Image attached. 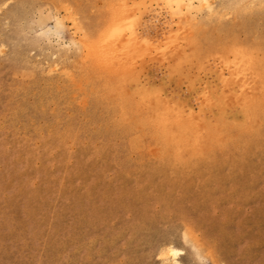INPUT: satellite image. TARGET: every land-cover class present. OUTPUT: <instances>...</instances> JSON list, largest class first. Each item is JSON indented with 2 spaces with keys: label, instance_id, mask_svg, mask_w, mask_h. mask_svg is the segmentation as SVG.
I'll use <instances>...</instances> for the list:
<instances>
[{
  "label": "rangeland",
  "instance_id": "1",
  "mask_svg": "<svg viewBox=\"0 0 264 264\" xmlns=\"http://www.w3.org/2000/svg\"><path fill=\"white\" fill-rule=\"evenodd\" d=\"M208 1L0 0V264H264V0Z\"/></svg>",
  "mask_w": 264,
  "mask_h": 264
},
{
  "label": "bare ground",
  "instance_id": "2",
  "mask_svg": "<svg viewBox=\"0 0 264 264\" xmlns=\"http://www.w3.org/2000/svg\"><path fill=\"white\" fill-rule=\"evenodd\" d=\"M176 1H178L179 3L181 2V4H182V2H183V4H184V0H176ZM193 1H194V0H187V4H186V2H185V5H187V8H188V9H192V8H193V7H192V5H193V3H194ZM172 2H173V0H172ZM201 2H204V4H206V5H205L206 7H213V6L210 4L211 2H209L208 0H201ZM183 6H184V5H183ZM203 8H204V7H203ZM206 9H207V8H206ZM243 12H244V11H243ZM114 13H115V12H114ZM121 14H122V13H121ZM114 15H115V14H114ZM117 18H118V17H117ZM119 18H121V17H119ZM126 19H127V20H126ZM124 20H126V21L128 22V25H127V22L124 21ZM124 20H123V19H122L121 21L119 20L120 22L116 21V22H118V24H117L115 27L113 26L114 29H113V28H112V29L110 28V31H112L114 35L109 36L110 34H112V32L110 33V31L108 30L107 32H109V33H108V35L106 36V39H107L108 36H109L108 39L110 40V39H112L113 37H115V38H117V37L120 38V37L123 35V33H124L123 30L125 29V27H126V29H127V28H129V26L132 25V24L130 23V21L128 20L127 17H126ZM129 24H130V25H129ZM109 27H110V26H109ZM122 32H123V33H122ZM106 34H107V33H106ZM118 38H117V39H118ZM106 39H104L103 42L106 41V43H107V40H108V39H107V40H106ZM88 40H89V39H88ZM109 40H108V42H110V43H112V44H113V41L115 42V39H114V38H113L112 41H109ZM106 43H105V45H107ZM108 44H109V43H108ZM112 44H111V46H112V47H115V46H113L114 44H113V45H112ZM96 45H97V44H96ZM105 45H103V46H105ZM101 46H102V45H101ZM107 47H108V45H107ZM95 48H96V47H95ZM104 48H105V47H104ZM111 49H112V48L110 47V49L108 50V51H109L108 56H109L110 53H111V52H110ZM101 50H102V49H101ZM99 51H100V50H99ZM99 51H98V52H99ZM103 51H104V52H103ZM112 51H113V52H112V54H113L115 51H114V50H112ZM105 52H106V49H105V50H102V52H100L99 54H100V55H101V53L105 54ZM237 52H239V51H237ZM107 53H108V52H107ZM112 54H111V55H112ZM105 55H107V54H105ZM113 55H114V54H113ZM101 57L104 58L103 55H102ZM110 57H111V56H110ZM110 57H108V58H110ZM105 58H106V56H105ZM105 58H104V59H105ZM108 58H107V60H109ZM110 60H111V58H110ZM124 60H125V59H124ZM98 63H99V62H98ZM106 63H107V62H106ZM239 67H240V66H239ZM256 68H257V67H256ZM124 73H125V72H124ZM128 80H129V79H128ZM239 81H240V80H239ZM239 83H240V82H239ZM243 83H244V82H242V84H243ZM247 85H250V84H247ZM252 85H253V84H252ZM243 86H244V85H243ZM245 86H246V85H245ZM254 86H255V85H254ZM248 87H249V86H248ZM263 87H264V86H263ZM245 88H246V87H245ZM247 89H248V88H247ZM263 89H264V88H263ZM260 90H262V89H260ZM257 91H258V90H257ZM246 92H248V91H246ZM245 95H246V94H245ZM118 96H119V95H118ZM251 96H252V95H251ZM248 97H249V94H248ZM260 97H261V96H260ZM251 98H252V97H251ZM257 99H258V98H257ZM240 100H241V99H240ZM242 101H243V100H242ZM243 102H245V101H243ZM243 102H242V103H243ZM253 108H254V107H253ZM254 111H256V110H254ZM257 111H258V110H257ZM257 111H256V112H257ZM139 112H140V111H139ZM153 116H154V115H153ZM253 117H254V116H253ZM252 121H253V120H252ZM226 130H227V129H226ZM240 130H241V129H240ZM157 132H158V131H157ZM186 133H187V132H186ZM235 135H236V134H235ZM177 136H178V135H177ZM169 138H170V137H169ZM177 138H178V137H177ZM209 138H210V137H209ZM204 139H205V138H204ZM192 145H193V144H192ZM207 145H208V144H207ZM201 147H203V146H200V148H201ZM167 250H168L170 253H172V254L174 255L173 260H170V261H169V260L167 259V260H168V263H167V264H181V263L177 260V256H178V254L180 253V252H179V249H177V248H173V247L170 246V248H167ZM167 250H166L165 252H168ZM163 252H164V251H163ZM172 254H171V255H172ZM167 257H168V256H167ZM165 259H166V258H165ZM170 259H171V258H170ZM166 262H167V261H166ZM164 264H165V263H164Z\"/></svg>",
  "mask_w": 264,
  "mask_h": 264
}]
</instances>
